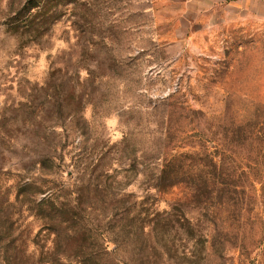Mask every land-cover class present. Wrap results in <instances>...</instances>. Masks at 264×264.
<instances>
[{"label":"rangeland","instance_id":"obj_1","mask_svg":"<svg viewBox=\"0 0 264 264\" xmlns=\"http://www.w3.org/2000/svg\"><path fill=\"white\" fill-rule=\"evenodd\" d=\"M0 264H264V0H0Z\"/></svg>","mask_w":264,"mask_h":264}]
</instances>
